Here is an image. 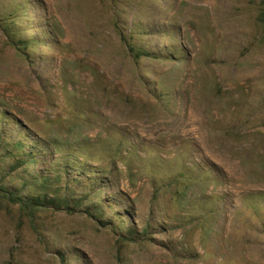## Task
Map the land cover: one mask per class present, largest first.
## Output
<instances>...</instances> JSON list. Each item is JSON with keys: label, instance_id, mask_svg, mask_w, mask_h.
<instances>
[{"label": "rangeland", "instance_id": "obj_1", "mask_svg": "<svg viewBox=\"0 0 264 264\" xmlns=\"http://www.w3.org/2000/svg\"><path fill=\"white\" fill-rule=\"evenodd\" d=\"M0 264H264V0H0Z\"/></svg>", "mask_w": 264, "mask_h": 264}, {"label": "trees", "instance_id": "obj_2", "mask_svg": "<svg viewBox=\"0 0 264 264\" xmlns=\"http://www.w3.org/2000/svg\"><path fill=\"white\" fill-rule=\"evenodd\" d=\"M132 50V49H130ZM19 148L20 150H24L23 148V145L22 144H19ZM9 195L12 194V193H8ZM11 196V195H10ZM17 200H20V203L22 205H26L28 208L29 207H32V208H49V207H53V208H59L58 204H59V200L57 199H45L43 198V196H37V197H34V198H31V199H22L20 197H16ZM65 202V199L63 200ZM61 209H64V210H69V211H76V209L72 208V207H69L68 205H65L64 207H60ZM78 211H82L80 209H78ZM84 212H87L85 210H83Z\"/></svg>", "mask_w": 264, "mask_h": 264}]
</instances>
